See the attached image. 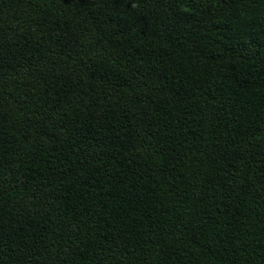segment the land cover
Instances as JSON below:
<instances>
[{
  "label": "trees",
  "instance_id": "obj_1",
  "mask_svg": "<svg viewBox=\"0 0 264 264\" xmlns=\"http://www.w3.org/2000/svg\"><path fill=\"white\" fill-rule=\"evenodd\" d=\"M0 264H264V0H0Z\"/></svg>",
  "mask_w": 264,
  "mask_h": 264
}]
</instances>
